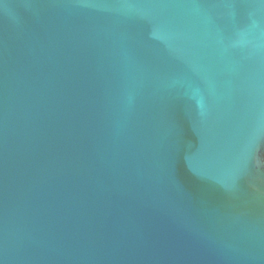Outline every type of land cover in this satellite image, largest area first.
<instances>
[{"label": "water", "instance_id": "obj_1", "mask_svg": "<svg viewBox=\"0 0 264 264\" xmlns=\"http://www.w3.org/2000/svg\"><path fill=\"white\" fill-rule=\"evenodd\" d=\"M0 264H264V0H0Z\"/></svg>", "mask_w": 264, "mask_h": 264}]
</instances>
